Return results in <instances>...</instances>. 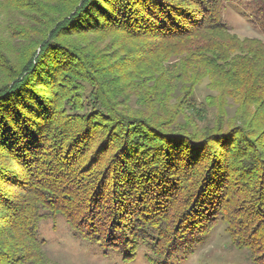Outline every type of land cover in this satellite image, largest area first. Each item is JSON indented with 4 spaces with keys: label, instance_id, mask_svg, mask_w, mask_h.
Masks as SVG:
<instances>
[{
    "label": "trees",
    "instance_id": "1",
    "mask_svg": "<svg viewBox=\"0 0 264 264\" xmlns=\"http://www.w3.org/2000/svg\"><path fill=\"white\" fill-rule=\"evenodd\" d=\"M225 1L264 36V0H0V264H56L39 227L60 218L152 264L227 220L264 263V42ZM207 75L237 118L197 107Z\"/></svg>",
    "mask_w": 264,
    "mask_h": 264
},
{
    "label": "rangeland",
    "instance_id": "2",
    "mask_svg": "<svg viewBox=\"0 0 264 264\" xmlns=\"http://www.w3.org/2000/svg\"><path fill=\"white\" fill-rule=\"evenodd\" d=\"M221 18L240 42L253 38L264 42L261 29L255 24L250 12L239 3L225 1L221 10ZM109 41L108 39L100 40V47L103 48ZM213 84L215 82L208 75L198 81L193 93L197 107L205 110L208 116L216 115L217 110H222L227 113L228 117L237 118V115L241 113L239 103L230 96L220 95L219 91L212 89ZM250 117V112H248L245 118L250 119ZM178 121H183V118L179 117ZM232 124L239 123L233 122ZM88 175L89 173L85 178ZM96 197L97 195L94 198ZM104 199L103 204L109 202V196ZM247 203L252 204L249 200ZM80 206L78 213H71L75 215L76 220L84 211L82 203ZM39 229L40 237L45 240L43 251L49 260L56 264H152L154 259L149 249L143 245L138 248L133 259L131 257L124 260V253L121 251L103 253L97 244L74 239L68 223L63 218L55 222L50 219L41 221ZM249 244L251 243H247L246 238L240 235L237 226L225 220L218 222L207 238L186 247L175 261L164 264H264L258 249L251 252L247 246Z\"/></svg>",
    "mask_w": 264,
    "mask_h": 264
}]
</instances>
